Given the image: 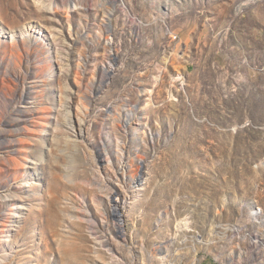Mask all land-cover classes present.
<instances>
[{
  "label": "rangeland",
  "instance_id": "1",
  "mask_svg": "<svg viewBox=\"0 0 264 264\" xmlns=\"http://www.w3.org/2000/svg\"><path fill=\"white\" fill-rule=\"evenodd\" d=\"M43 2L0 0L42 44L0 46V264H264V0Z\"/></svg>",
  "mask_w": 264,
  "mask_h": 264
},
{
  "label": "bare ground",
  "instance_id": "2",
  "mask_svg": "<svg viewBox=\"0 0 264 264\" xmlns=\"http://www.w3.org/2000/svg\"><path fill=\"white\" fill-rule=\"evenodd\" d=\"M38 3H41L43 5H46L45 2H43V0H38ZM32 37L33 40L35 42H32ZM38 38L35 36H31V34L27 35V34H21L18 38H16V36H11V38L7 39V42H2L3 44L0 43V46H6V44H8L9 46H11L13 48V51L17 53V55H21L22 53H28V51L32 50V48L36 46L41 47L42 44H36L38 43ZM22 43L24 44V49L22 48ZM44 47V46H43ZM47 53V51H43L42 57H43V61L47 62L46 57H44V55ZM13 55V54H12ZM24 93H25V97L24 98H28L30 97V89L29 87L26 85L25 89H24ZM9 103V104H8ZM18 103V102H16ZM15 101L13 99L7 100L6 101V106L7 105H12L11 111L9 110V112L4 113L3 115V119L5 120L7 117H12V114L14 113H18L20 114L19 117L24 114L23 110H16L17 106H14V104H16ZM23 104V103H22ZM15 108V109H14ZM18 117V118H19ZM5 123L8 124V120H5ZM41 131L43 130V128L40 129ZM4 217V212L2 210H0V219ZM263 221V220H262ZM87 222L89 223V230L94 231V228L91 224L90 220H87ZM264 222V221H263ZM93 240L97 241L98 239H101L102 237H100L98 235V233H91ZM108 245V244H107ZM109 251L113 253L114 249H112L111 247H109ZM165 260V257L163 259V261ZM165 262V261H164ZM165 264V263H163Z\"/></svg>",
  "mask_w": 264,
  "mask_h": 264
},
{
  "label": "water",
  "instance_id": "3",
  "mask_svg": "<svg viewBox=\"0 0 264 264\" xmlns=\"http://www.w3.org/2000/svg\"><path fill=\"white\" fill-rule=\"evenodd\" d=\"M113 58V63H114V65L116 66V62H117V58L115 57V56H112Z\"/></svg>",
  "mask_w": 264,
  "mask_h": 264
}]
</instances>
